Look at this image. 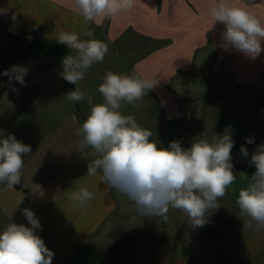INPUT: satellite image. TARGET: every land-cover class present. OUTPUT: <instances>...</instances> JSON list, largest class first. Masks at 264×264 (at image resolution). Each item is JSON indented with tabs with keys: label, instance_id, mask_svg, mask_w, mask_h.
Returning <instances> with one entry per match:
<instances>
[{
	"label": "crops",
	"instance_id": "crops-1",
	"mask_svg": "<svg viewBox=\"0 0 264 264\" xmlns=\"http://www.w3.org/2000/svg\"><path fill=\"white\" fill-rule=\"evenodd\" d=\"M181 1L188 7L196 5V16L204 4L203 0ZM243 1L264 12L258 0H235V3ZM174 4V0H136L130 12L97 25L84 20L73 0H0L3 34L0 49L8 37H37L56 42L61 32H75L81 40L94 37L115 44L131 34L160 41L161 20ZM87 31H92L93 37L84 35ZM188 37L195 39L193 34ZM213 45V50L206 48L205 43L189 49L184 66L169 65L173 73L170 79L153 82L158 86L154 89L160 105L172 121L173 126L166 131L170 136L190 122L197 134L202 131L208 140L230 134L235 142L231 154L236 178L219 199L220 208L213 210L208 223L193 228L187 214L176 208L169 209L167 220L138 215L134 204L105 184L99 172L87 175L88 164L96 158L88 149L82 153L75 150L79 139L76 131H56L69 141L37 153L31 149L23 167L26 191L7 185L0 189V199L5 204L1 209L4 219L30 227L23 209L32 210L41 225L37 234L54 253L52 264H264V231L244 227L247 218H239L236 203L239 191L248 186L249 177L255 172L250 164L251 155L258 145L264 144V93L256 98L252 93L246 95L258 83L264 87L263 68L256 64L248 66L251 63L248 57L232 48L225 49L223 40ZM233 53L239 64L238 70L232 66L235 81L226 78L223 68L225 58ZM162 54L159 48L148 55L153 72L161 71ZM138 67L140 63L135 64V70ZM207 67L211 72L203 74L208 78V86L215 85V89L211 87L213 92L203 97L198 93L199 83L193 73ZM178 72L188 76L185 89L190 101L199 103V112L184 115L178 102L183 92L176 95L167 90ZM246 137H254V143L247 144ZM191 145L189 140L183 142V148ZM242 145L248 150L247 157L240 152ZM81 186L94 194L90 206L83 209L68 199L70 191Z\"/></svg>",
	"mask_w": 264,
	"mask_h": 264
},
{
	"label": "clouds",
	"instance_id": "clouds-1",
	"mask_svg": "<svg viewBox=\"0 0 264 264\" xmlns=\"http://www.w3.org/2000/svg\"><path fill=\"white\" fill-rule=\"evenodd\" d=\"M136 0H73V5L86 22L97 25L103 20L130 12ZM213 25H224L222 40L225 49L232 48L249 58H257L264 47V21L246 7L233 6L230 0H217L208 9ZM15 19V17H13ZM84 35L93 37L92 31ZM57 43L74 51L62 58L60 76L75 85L66 96L71 102H80L85 93L77 86L88 70L102 63L108 45L95 39L81 40L75 32H61ZM26 69L13 66L4 75L9 81L25 85ZM157 83L139 75L114 73L109 70L98 87L103 102L91 107L90 114L76 130V149L82 153L92 149L97 158L88 164L87 175L98 172L105 184L134 204L135 212L148 218L167 220L170 208L184 211L193 228L203 227L210 214L220 208L228 186L235 181L232 149L235 142L230 134L216 135L211 140H195L191 147H181L180 141H171L167 148L158 146L151 130L141 126L132 115H123L122 104L134 105L143 99ZM254 143V137H246ZM243 157L248 150L241 146ZM31 147L8 134L0 138V184L13 188L21 184L23 157ZM250 164L255 172L249 184L238 193L239 218H247L244 227L264 231V144L252 153ZM77 181L74 182V184ZM74 206L87 208L94 194L86 187H76L68 194ZM214 210V211H213ZM23 215L29 226L8 223L0 230V264H52L54 253L37 234L41 227L35 213L25 208Z\"/></svg>",
	"mask_w": 264,
	"mask_h": 264
},
{
	"label": "rangeland",
	"instance_id": "rangeland-1",
	"mask_svg": "<svg viewBox=\"0 0 264 264\" xmlns=\"http://www.w3.org/2000/svg\"><path fill=\"white\" fill-rule=\"evenodd\" d=\"M174 2L175 4L170 8L169 13L166 12L161 20L163 37L160 41L153 42L147 36L143 38L133 34L123 38L118 44L110 43L106 39L100 40L108 45L109 51L104 61L94 64L88 70L85 78L78 82L77 86L85 93V98L80 102H71L67 99L66 94L74 90L75 85L68 83L60 76L62 58L68 54L74 55V51L63 48L62 45L58 46L57 42H46L37 37H8L5 45L0 49V138L12 134L18 140L29 145L35 152L38 150L45 151L48 146L69 141V139L65 140L59 133H55L56 131H76L90 114L91 107L103 102L98 87L109 70L114 73L130 75L135 73L141 78H148L152 82L161 81L160 83H162L170 79L172 73L170 64L176 63L178 66H184L186 52L189 49L205 43L206 48L213 50L214 42L222 40V33L225 30L224 25L219 22L213 25V20L208 13V9L217 0H203L204 4L199 9L198 16H196L198 14L196 5L188 7L183 5L184 2L182 3L181 0H174ZM257 2L264 8V0ZM230 3L233 6L246 7L248 11L264 21V12L260 9L256 10L253 5H249L245 1L238 5L235 0H230ZM162 11L164 13L165 9L163 8ZM198 29L200 31H197ZM188 34H193L195 39L189 38ZM2 39L3 37L0 39V45ZM262 47H264V42H262ZM159 48L163 51L160 61L161 71L153 72L150 61L147 59L150 53L156 49L159 50ZM165 50L170 51L164 53ZM228 54L230 53L228 52ZM234 59L235 53L228 55L223 62L225 64L223 68L226 71L224 73L226 78L235 81L232 76V66L238 70L239 64L237 63L238 60L234 61ZM248 59L251 63L247 65L251 67L254 66L253 64L258 67L262 66V74L264 75V51L257 58L248 57ZM141 60H144L142 65ZM139 63L140 67L137 71L135 64ZM11 66H21V69L27 70L24 86L15 80L10 82L9 77L4 75L6 70L12 68ZM5 67L8 68L5 69ZM241 67L244 68L245 66L242 65ZM210 72L211 69L207 67L205 71L193 73L199 83L198 93L202 94L203 97L211 94L212 89H215V85H211L212 89L208 86V78L203 74ZM176 74V77L173 78L174 82L168 86L167 90L176 92V95L183 92L184 95L179 98L178 102L184 115L186 113L191 115L192 111L199 112V103L190 101L185 89L188 76L181 72ZM230 83L232 82L230 81ZM261 84L252 86V91L246 95L251 96L252 93L255 98L262 96L264 87ZM156 87L158 88L157 85ZM156 93L153 88L134 105L122 104L120 111L123 115L134 116L141 126L151 130L153 137L150 139H155L158 146L167 148L171 141L176 140L180 141L181 147H183V142L186 140L192 144L201 138L208 139L207 136H202V131L197 134L190 122V126L187 122V125L180 132H174L170 136L166 131H169V126H173L172 121L169 119L168 112L160 105L161 102ZM202 109L204 111V106ZM189 115H187L188 118ZM88 151L97 158L92 149L89 148ZM45 153L47 154V151ZM28 155L23 157L24 164L28 161ZM5 185L0 184V189ZM3 206L5 204L0 199V230H3L7 225L5 222L7 219H4L1 212Z\"/></svg>",
	"mask_w": 264,
	"mask_h": 264
},
{
	"label": "trees",
	"instance_id": "trees-1",
	"mask_svg": "<svg viewBox=\"0 0 264 264\" xmlns=\"http://www.w3.org/2000/svg\"><path fill=\"white\" fill-rule=\"evenodd\" d=\"M14 186L17 187L19 190L26 191V188H25V185H24L23 181L21 182V184L14 185Z\"/></svg>",
	"mask_w": 264,
	"mask_h": 264
},
{
	"label": "water",
	"instance_id": "water-1",
	"mask_svg": "<svg viewBox=\"0 0 264 264\" xmlns=\"http://www.w3.org/2000/svg\"><path fill=\"white\" fill-rule=\"evenodd\" d=\"M6 68V67H5ZM8 68V67H7Z\"/></svg>",
	"mask_w": 264,
	"mask_h": 264
}]
</instances>
